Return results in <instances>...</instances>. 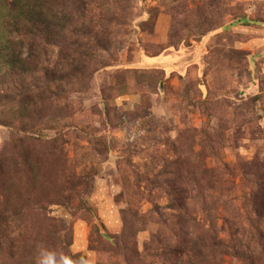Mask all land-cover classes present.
Listing matches in <instances>:
<instances>
[{
  "label": "rangeland",
  "instance_id": "obj_1",
  "mask_svg": "<svg viewBox=\"0 0 264 264\" xmlns=\"http://www.w3.org/2000/svg\"><path fill=\"white\" fill-rule=\"evenodd\" d=\"M264 264V0H0V264Z\"/></svg>",
  "mask_w": 264,
  "mask_h": 264
},
{
  "label": "clouds",
  "instance_id": "obj_2",
  "mask_svg": "<svg viewBox=\"0 0 264 264\" xmlns=\"http://www.w3.org/2000/svg\"><path fill=\"white\" fill-rule=\"evenodd\" d=\"M36 252L40 253L35 257V264H56L55 260L51 256V254L44 255L43 249L40 248L39 245L36 247ZM63 264H73L70 257L64 258Z\"/></svg>",
  "mask_w": 264,
  "mask_h": 264
}]
</instances>
